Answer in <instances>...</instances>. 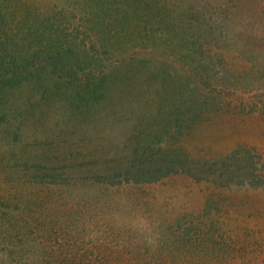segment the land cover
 <instances>
[{
	"label": "rangeland",
	"instance_id": "rangeland-1",
	"mask_svg": "<svg viewBox=\"0 0 264 264\" xmlns=\"http://www.w3.org/2000/svg\"><path fill=\"white\" fill-rule=\"evenodd\" d=\"M155 1L164 9L158 23L132 14L128 25L112 26L105 15L102 31L81 26L77 38L87 42L74 49L75 72L45 80L50 89L55 79L72 81L75 90L105 65L102 99L41 95L36 83L5 89L0 264H264V0L109 3L147 11ZM89 10L88 0H0L14 32L36 13L56 15L60 31ZM189 95L200 107L175 121L180 114L169 113ZM172 127L181 131L171 140ZM145 132L174 149L182 168L133 183L120 166ZM239 146L255 150L262 184L205 165Z\"/></svg>",
	"mask_w": 264,
	"mask_h": 264
},
{
	"label": "trees",
	"instance_id": "trees-1",
	"mask_svg": "<svg viewBox=\"0 0 264 264\" xmlns=\"http://www.w3.org/2000/svg\"><path fill=\"white\" fill-rule=\"evenodd\" d=\"M88 1L90 3V10L86 13L88 16L79 14L77 18L74 17L77 25L71 27L69 24L67 28H63L60 31L52 29L55 24L54 19L56 15L49 17L43 16L40 18L39 14L36 13L32 15L30 19H24L25 21L18 23L16 32H14V26L6 27L4 18H0V100L4 97L3 95L7 87L17 88L18 86L24 85V83L38 84L40 88L43 89L39 91L41 95L46 94L49 90V93H51L53 92L51 90L57 89L58 92L62 90V96L69 100L75 101L77 97V101L80 100L79 102H82L81 99H94L96 101L102 99L109 91L106 79L108 74H103L102 72L103 69H105V65L96 68L97 74H93V71L88 74L84 81L85 86L83 88L79 87L73 90L72 81H67L65 85L57 86L56 83L59 82V79H55L53 82L56 88L52 87L50 89V86L45 83V80L49 78L52 79L56 72H62L65 76H70L75 72L73 70L74 64H72L73 61H76V57L73 56L74 49L76 47L81 48V46L87 42L77 38L81 26H88V24L92 23V27L88 26L90 30H93L97 25V29L102 31L105 28V26L102 25V17L105 15H108V19H112V26H115L117 23L128 25L132 14H136L138 17L140 16L143 25H145L146 18H149L148 16H151L154 23H158V15L164 12L163 5L157 3V7L156 1L153 7H146L147 11L145 9L141 10V8L139 11L137 7H134L131 11L123 2L112 6L109 0H106V2L105 0ZM81 4L83 3L81 2ZM125 7L129 10L126 11ZM155 7L156 11L154 12ZM129 12L131 13L130 15ZM86 21L90 23H86ZM109 58L110 56H106L105 60H109ZM94 63L95 62L92 60L87 62L89 66H92ZM96 69L94 71H96ZM44 72H48V75H44L42 78V73ZM246 73L247 71L244 70L243 75ZM58 78L61 77L59 76ZM42 79L44 82H42ZM196 100H198V98L189 95L185 107L182 105V107H177V114L174 112L169 113L171 118L174 115L180 114L181 118L178 117L175 121L180 119L182 121L185 120L184 114L191 113L195 111L196 108L200 107L201 102H197ZM213 104L214 103H212V105ZM182 109H186L187 113L181 112L183 111ZM262 112L264 114V110ZM198 117L199 116L194 114L192 115V120L196 121ZM169 122L170 121L165 120L166 125H168ZM151 126H153L152 123L148 122V127ZM170 126L171 123L169 128ZM164 131H166V128H163L162 132ZM179 131L181 130L172 127V131H169L170 139L177 138V132ZM145 133L146 135L148 134L147 132ZM241 147L242 146H239L231 153H227L220 159L210 161L211 163L207 162L205 165L211 169H215V167L219 166L218 171L226 173L229 176L238 174L246 175L249 177V182L252 185H256L258 180V182L261 183L262 180L255 174V167L252 165L255 163L252 154L255 150L252 149L251 151V149ZM129 149L131 153L129 160L120 166L121 168L124 167L123 170L127 181L133 183H151L171 173L177 172L182 168L177 167L179 165V159L174 149L164 151L161 146H157V143L154 144L149 139L148 135L146 140L136 135ZM254 155L256 154L254 153ZM181 164L183 168H186L187 164L185 165V162ZM239 164H242V166H239ZM184 170L186 171L187 169ZM190 170L191 169H188L187 172L192 174V170ZM114 175L115 174H109L103 177L108 178L109 182H111ZM194 177H197L196 173ZM3 206H6L5 203L0 201V209H2Z\"/></svg>",
	"mask_w": 264,
	"mask_h": 264
}]
</instances>
